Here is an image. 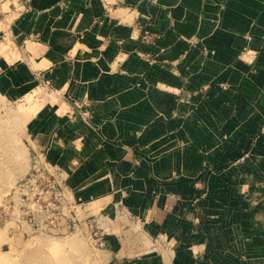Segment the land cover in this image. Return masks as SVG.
<instances>
[{
  "label": "crops",
  "instance_id": "obj_1",
  "mask_svg": "<svg viewBox=\"0 0 264 264\" xmlns=\"http://www.w3.org/2000/svg\"><path fill=\"white\" fill-rule=\"evenodd\" d=\"M34 74L106 264H264V0H0V95Z\"/></svg>",
  "mask_w": 264,
  "mask_h": 264
},
{
  "label": "rangeland",
  "instance_id": "obj_2",
  "mask_svg": "<svg viewBox=\"0 0 264 264\" xmlns=\"http://www.w3.org/2000/svg\"><path fill=\"white\" fill-rule=\"evenodd\" d=\"M33 76L34 83L26 79L20 94L10 80L0 95V143L4 142L0 144V264H106L103 241L95 226L69 225L68 229L30 235L12 229L11 208L6 201L11 200L16 183L27 175L34 153L23 133L50 88L45 77Z\"/></svg>",
  "mask_w": 264,
  "mask_h": 264
},
{
  "label": "built area",
  "instance_id": "obj_3",
  "mask_svg": "<svg viewBox=\"0 0 264 264\" xmlns=\"http://www.w3.org/2000/svg\"><path fill=\"white\" fill-rule=\"evenodd\" d=\"M12 192L11 200L5 201L11 208L12 229L17 233H52L80 225L76 210L81 200L62 167L47 160L43 152L34 151L27 175ZM87 224L93 226L92 222Z\"/></svg>",
  "mask_w": 264,
  "mask_h": 264
},
{
  "label": "bare ground",
  "instance_id": "obj_4",
  "mask_svg": "<svg viewBox=\"0 0 264 264\" xmlns=\"http://www.w3.org/2000/svg\"><path fill=\"white\" fill-rule=\"evenodd\" d=\"M6 143V142H5ZM0 144H4V142L0 143Z\"/></svg>",
  "mask_w": 264,
  "mask_h": 264
}]
</instances>
